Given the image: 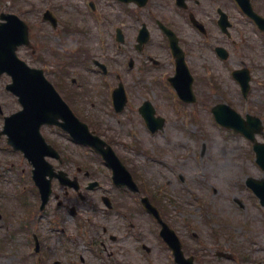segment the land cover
Wrapping results in <instances>:
<instances>
[{
  "label": "flooded vegetation",
  "instance_id": "af4514ba",
  "mask_svg": "<svg viewBox=\"0 0 264 264\" xmlns=\"http://www.w3.org/2000/svg\"><path fill=\"white\" fill-rule=\"evenodd\" d=\"M66 3L74 8L88 3L93 13L102 15L111 24L102 45L115 46L127 61L132 59L133 66L139 63L140 73L161 65L164 56L160 57L156 48H163L165 57L173 60L170 46L174 40L183 48L192 71L190 51L194 46L206 48L225 66L234 89L223 87V95L213 89L216 101L204 99L198 103L205 85L203 77L198 79L194 72L192 90L196 101L183 106L192 107L194 112L204 109L213 122L212 108L221 103L243 117H258L262 131L255 138L264 142V98L262 105L252 101V65L248 58L251 50L246 47L254 40L264 46V0H105L107 7H100V0H62L58 5ZM55 15L58 23L63 21V17ZM127 46L133 47L138 56H130L131 50L123 49ZM216 48L223 49L224 58ZM241 53L249 64L241 59L237 66L227 64L231 55ZM100 59L106 62L105 58ZM91 61L95 64L97 60L93 57ZM240 68L248 69L251 76L246 95L233 76V71ZM114 73L118 82L121 77L117 71ZM61 79L52 82L81 118L71 98L76 89L67 87L70 92H63ZM69 79L70 86L83 87L79 77ZM156 105L153 104L155 110ZM0 115L3 116L1 110ZM3 129L1 119L0 264H264V250L253 248L257 243L256 230L264 235V204L251 187L256 185L264 198V169L257 165L252 144L248 154L260 175L248 172L240 184L234 182L232 188L244 191L246 198L229 192L227 196L231 198L226 205L213 199L221 183H185L182 174L178 175L180 182L185 183H180L182 190L162 177L149 183L141 172L138 175L130 167L138 189L117 185L111 170L95 152H82L81 158L60 148L58 140L66 134L59 126L40 127L45 143L58 154L49 153L42 144L30 143L27 152L31 157L9 144ZM108 142L117 148L116 138L109 137ZM48 162L56 172L61 170L68 175L72 183L64 185L52 178V193L42 206L33 173L47 171ZM145 197L155 207L157 216L146 209ZM163 223L179 242V260L172 250L175 244L170 246L162 238ZM244 244H252V248L243 247Z\"/></svg>",
  "mask_w": 264,
  "mask_h": 264
},
{
  "label": "rangeland",
  "instance_id": "374dc122",
  "mask_svg": "<svg viewBox=\"0 0 264 264\" xmlns=\"http://www.w3.org/2000/svg\"><path fill=\"white\" fill-rule=\"evenodd\" d=\"M60 1L62 0H0V12L14 13L29 26L30 43L28 46H19L17 55L29 66L42 68L52 81L56 82L62 78L63 85L60 87L63 92H70L67 87L72 91L76 89L71 98L83 116H80L81 119L87 121L91 128L104 138L114 136L118 140V152L127 158L126 163L135 172L144 175L147 182L154 183L162 177L164 181L168 179L172 186L182 190L180 184L182 182L177 179V176L182 174L185 183L210 182L218 186L217 183H221L219 192L213 198L217 203L227 205L231 198L227 196L229 192L245 199L246 193L234 189L233 183L240 184L248 172L260 175L248 154L251 151V144L241 134L214 124L204 109L194 112L192 107L187 109L177 106L175 101L169 99L171 91L164 89L162 85H156L155 79L159 76L164 78L172 75L174 71L173 64L165 57V50L156 48L157 54L159 53L160 57L164 56L161 65L140 73L139 63L135 62L132 70H128L127 59L122 53L115 52L114 46H103L99 41L100 28L104 29L105 34L111 24L103 21L99 17L102 16L100 14L88 16L87 9L82 3L74 8L67 3L60 6L58 5ZM100 1L102 2L100 7H107L105 0ZM45 7L54 8V12L60 18L63 17V21H60L56 29L41 22V13ZM95 17L101 21L97 22ZM253 43L246 47L251 50L248 58L252 65L254 87L252 101L258 106L262 105L261 100L264 98V46L255 40ZM66 44L70 46H68L70 54L75 48L83 49L77 56L78 59L67 56L68 54L64 52ZM123 49H130V56H138L133 47L127 46ZM100 51L106 53L105 56ZM83 55L105 58L110 76L103 77L93 69L95 67L91 63L84 67L86 58ZM188 58L194 70L192 74L195 72L198 79L203 77L204 80L205 88L199 94L198 103H202L204 99L216 101L213 89H219L221 95L223 87L234 89L235 84L228 78L225 66L216 61L206 48L194 46ZM230 59L227 62L230 66L232 63L237 66L238 59L249 64L243 53L231 55ZM88 66L90 68H87ZM114 71L121 75L127 94V106L118 114L111 110L109 100ZM69 77H79V83L83 87L70 86ZM8 81L6 75H0V100L8 110H11L16 108L17 101L4 88ZM144 99L157 104L156 112L165 117L162 130L149 132L143 120L137 115L135 108ZM60 140H58L60 148L72 152V155L82 158V152L87 150L85 147L70 143L65 137H61ZM184 182L182 184H185ZM263 237L262 231L256 230L254 239L258 244L253 245L254 250H264ZM248 238L247 236L246 241ZM249 246L252 248V244L243 245Z\"/></svg>",
  "mask_w": 264,
  "mask_h": 264
},
{
  "label": "water",
  "instance_id": "95a60500",
  "mask_svg": "<svg viewBox=\"0 0 264 264\" xmlns=\"http://www.w3.org/2000/svg\"><path fill=\"white\" fill-rule=\"evenodd\" d=\"M10 20L0 26V71L11 73L12 83L10 85L12 91L19 96L20 102L23 104V111H38L41 113V121H53L58 115L70 114L69 109L55 92L53 87L42 76L39 69L29 68L23 61L19 60L14 50L17 45L27 43L26 26L16 16L10 15ZM124 104V94L122 90L116 91L115 105L119 110ZM64 112V113H63ZM54 113H57L55 115ZM62 113V114H61ZM15 116L9 118L8 125L14 127L16 125ZM222 122V121H221ZM224 123V122H222ZM235 129L237 124L230 122ZM235 123V124H234ZM86 126L81 123V133L78 139L94 146L103 144L104 142L95 136H91L86 131ZM106 152V157L117 168V159H115L110 148L102 150Z\"/></svg>",
  "mask_w": 264,
  "mask_h": 264
}]
</instances>
